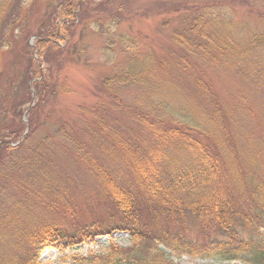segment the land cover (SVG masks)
<instances>
[{"label":"trees","instance_id":"1","mask_svg":"<svg viewBox=\"0 0 264 264\" xmlns=\"http://www.w3.org/2000/svg\"><path fill=\"white\" fill-rule=\"evenodd\" d=\"M34 2L44 5L35 32L27 20ZM135 4L0 0V246L11 248L0 264H36L33 251L66 250L115 231L128 234L129 256L109 244L107 253L74 256L75 264H175L166 250L176 256L264 264V179L246 180L230 145L225 155L216 149L212 132L196 121L199 116L183 103L187 99L173 79L159 78V68L170 63L138 38L117 31L126 18L148 13ZM172 4L167 11L165 1L162 9L153 5L150 15L180 12L181 26L171 35L180 51L264 80V0ZM86 21L106 37L108 62L115 43L126 58L118 74L102 79L108 98L104 103L79 108L76 124L59 116L52 119V97L67 89L53 80V73L60 71ZM31 35L36 37L37 58L48 63L52 55L55 70L41 73L26 44ZM20 39L28 67H13L9 73L1 58ZM173 66L190 67L183 55ZM197 82L207 95L208 87ZM132 84L149 88L154 104L125 105L115 89ZM102 109L108 113L100 114ZM52 123L53 133L43 132ZM64 154L100 184L114 210L108 224L71 231L42 221L44 212L69 205L71 178L57 162ZM247 230L259 241L242 237Z\"/></svg>","mask_w":264,"mask_h":264},{"label":"rangeland","instance_id":"2","mask_svg":"<svg viewBox=\"0 0 264 264\" xmlns=\"http://www.w3.org/2000/svg\"><path fill=\"white\" fill-rule=\"evenodd\" d=\"M164 1L167 2L166 11L172 9L173 0H136L134 7L145 9L148 13L126 18L120 23L117 31H123L134 38H138L142 46L152 49L157 56L163 57L166 62L170 63L166 67L159 68V78L173 79L174 85L187 99L183 103L190 110H193L194 116H199L196 121L206 125V128L208 127L212 132L210 137L216 143V149L225 155V147L227 144L230 145L241 161L244 178L250 182L259 178L264 179V80H259L258 77L256 79L255 77L251 78L253 75L249 73L247 75L237 69L208 65L204 60L192 57L193 55L190 57L180 51L171 40L172 33L181 26L180 12H166L168 15H150L152 11L150 7L155 5L157 6L156 9H162ZM203 1L221 2L223 0ZM192 2L194 0H191ZM43 11L44 5L40 2L38 4L34 2L29 13H27L28 24L31 25L33 32H35V27L37 28L39 25ZM86 24V26L78 28L73 39L75 46L69 54H65V62L60 71L53 73V80L57 81L58 84L63 83V87L67 89L64 92L58 91L52 97V99H56V101L54 99L55 115L54 117L52 115V119L59 116L76 124L80 116L79 108H89L96 102L104 103L101 101L108 98L105 96L101 85L102 79L118 74L126 58V54L119 44L115 43L113 47L115 54L108 62L104 50L106 37L103 38L94 32L88 21ZM26 44L32 48L31 57L40 67L41 73L45 74L49 67L53 70L56 69V62L53 64L52 55L46 58L45 61L48 63H43L37 58L35 35L29 36ZM23 46L24 41L22 42L20 39L16 49L4 52L1 62L2 67L7 72L10 73L13 67H28ZM178 55H183L190 67H174ZM197 81L208 87L207 95L203 93L205 88L200 89L197 86ZM115 94L121 98L125 105L134 108L154 104L149 88L139 85L118 87L115 89ZM32 106L33 104L29 107ZM103 110L100 114L108 113ZM114 119H111L110 122H113ZM52 124H49L48 128H44L43 132L52 134V131L55 130V124ZM57 162L59 170L71 178L72 184L68 187L69 205L64 209L44 212L42 221L71 231L96 223L99 225L108 224L114 210L103 195L97 180L87 174L79 164L72 161L66 154ZM114 164L111 165L114 167ZM241 233L245 239H254L255 236H258L248 230L246 232L241 231ZM254 240L259 241L258 239ZM109 244L126 250L123 256H129L132 242L128 234L121 231H115L110 236L98 237L94 242L86 241L72 245L66 250L53 248L43 249L40 252L33 251L32 256L36 264H75L74 256H88L99 251L107 253L111 247ZM4 246H0V258L11 251L9 246ZM144 252L146 251L135 252V254L143 255ZM165 253L175 264H246L243 260L228 262L214 258L201 259L186 255L176 256L167 250Z\"/></svg>","mask_w":264,"mask_h":264},{"label":"water","instance_id":"3","mask_svg":"<svg viewBox=\"0 0 264 264\" xmlns=\"http://www.w3.org/2000/svg\"><path fill=\"white\" fill-rule=\"evenodd\" d=\"M25 118H26V117L24 116V120H25Z\"/></svg>","mask_w":264,"mask_h":264}]
</instances>
